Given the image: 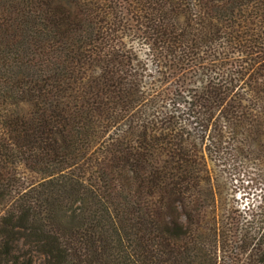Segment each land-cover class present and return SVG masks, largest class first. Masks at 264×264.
Listing matches in <instances>:
<instances>
[{
	"label": "trees",
	"instance_id": "trees-1",
	"mask_svg": "<svg viewBox=\"0 0 264 264\" xmlns=\"http://www.w3.org/2000/svg\"><path fill=\"white\" fill-rule=\"evenodd\" d=\"M262 137L264 0H0V264H264Z\"/></svg>",
	"mask_w": 264,
	"mask_h": 264
},
{
	"label": "rangeland",
	"instance_id": "rangeland-1",
	"mask_svg": "<svg viewBox=\"0 0 264 264\" xmlns=\"http://www.w3.org/2000/svg\"><path fill=\"white\" fill-rule=\"evenodd\" d=\"M131 27H133V30L128 31L126 43L132 49L133 57L135 56V59L133 58L134 63L140 65V67L148 68L151 72L154 70L155 65L147 45L140 37L142 32L137 30L135 22H131ZM173 81L170 88L174 91L175 85H184L183 82L186 79L179 75L173 78ZM184 87H189V85H184ZM180 107L186 110L185 106L181 105ZM262 138L264 140V137ZM251 149L254 154L251 158H242L236 161L238 163H234L229 167H221L219 162L208 157L210 168L218 176L222 196L229 201H236L239 207H244L248 203L258 204L264 202V148L258 152L255 147L253 149L252 145Z\"/></svg>",
	"mask_w": 264,
	"mask_h": 264
}]
</instances>
